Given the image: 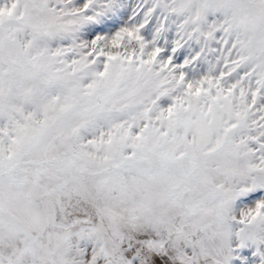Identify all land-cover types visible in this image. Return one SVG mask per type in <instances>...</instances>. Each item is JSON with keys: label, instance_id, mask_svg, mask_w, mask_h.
Segmentation results:
<instances>
[{"label": "snow or ice", "instance_id": "obj_1", "mask_svg": "<svg viewBox=\"0 0 264 264\" xmlns=\"http://www.w3.org/2000/svg\"><path fill=\"white\" fill-rule=\"evenodd\" d=\"M0 264H264V0H0Z\"/></svg>", "mask_w": 264, "mask_h": 264}]
</instances>
